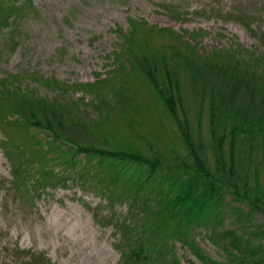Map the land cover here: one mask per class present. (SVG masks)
<instances>
[{
  "label": "rangeland",
  "instance_id": "obj_1",
  "mask_svg": "<svg viewBox=\"0 0 264 264\" xmlns=\"http://www.w3.org/2000/svg\"><path fill=\"white\" fill-rule=\"evenodd\" d=\"M232 72L248 82L235 104L258 115L264 0H0V264H124L139 240L168 245L153 248L163 261L146 264H202L177 236L157 239L140 224L183 188L175 171L189 152L171 107L215 172L209 92L222 85L226 95L223 73ZM168 75L179 92L165 88ZM253 98L260 108L251 112ZM43 107L61 116L53 120L59 140L27 123L29 110ZM228 130L220 138L226 159ZM242 136L235 158L244 166L246 156L247 186L259 196L264 147L260 139L242 144ZM89 144L160 167L148 179L131 159L76 151ZM246 196L230 204L224 197L217 222L192 225L188 240L206 261L236 264L254 254L248 261H264V213L250 211ZM210 200L208 209L217 207Z\"/></svg>",
  "mask_w": 264,
  "mask_h": 264
},
{
  "label": "trees",
  "instance_id": "obj_2",
  "mask_svg": "<svg viewBox=\"0 0 264 264\" xmlns=\"http://www.w3.org/2000/svg\"><path fill=\"white\" fill-rule=\"evenodd\" d=\"M151 78L152 76L149 75ZM168 77H170L168 75ZM235 74L231 73L229 77L223 73V80L228 82L224 84L229 86V91L224 95L222 93V85L210 87L209 97L210 102V123H211V132L213 136V148L215 154V172L212 173V170L206 165V163L201 159L196 149L194 148V143L187 137L185 134V142L188 146L189 156L186 161H182L177 165L175 172L184 175L181 185L183 188L179 191V195L175 196L172 202H165L159 209L161 211H147L146 210V219L145 224H140V227L146 226L150 230L151 234L157 236V239L162 238L161 235L168 234L170 238L176 237L183 240L181 242L183 245L187 246L189 250L202 261V264H215L214 262L206 261L204 257L200 255L197 248V243L189 241L188 237L190 236L189 231L194 225L195 228L205 227L207 224H213L217 222L219 214L216 211L226 204V199L224 197H230V202L241 203L245 199L242 198V192H246L248 197H252V203L247 205L250 211H263V207L258 205L261 202L260 198H264V193L260 192L258 196L256 193L250 192L249 187L247 186V174L249 175L246 164V156L244 159V166L238 164V159L235 158L234 147L235 141L239 134H242V138L239 140L242 144L249 143V140L254 144L257 140L260 139L264 147V110H262L258 115H252L249 113L247 107H240L235 104L236 102V93L238 92V87L243 88L244 90L248 87V82L234 81ZM196 82V81H195ZM165 84L169 88L172 86L177 87L176 80L168 78L164 80ZM247 92V91H246ZM168 97H165L167 103H174L172 99V93L168 94ZM217 97H220V101ZM249 98H251L249 96ZM264 99V97H263ZM256 98L250 100L252 104L251 112L255 109L260 108L256 106ZM218 102V104H216ZM222 104V110L219 111V105ZM259 105H264V101L259 99ZM230 105V106H229ZM229 107V108H228ZM40 108V106L38 107ZM170 108V107H169ZM169 112L174 116L175 120L177 119L176 107H171ZM49 114L52 115V119H49ZM55 114V115H54ZM220 115L224 117H219ZM27 116L29 127H37L39 129H46V131L51 132L52 136L56 133L55 127L58 128L61 126V123L54 122V119H60L61 116L57 115L55 110H48L47 107H43L38 112L29 110ZM226 117V118H225ZM226 121L230 122L229 130L226 127ZM55 125V126H54ZM231 134V143L229 146L230 156L226 159L224 154L223 143L220 138L224 137L226 131ZM250 144V143H249ZM252 145V144H250ZM255 149L254 146L248 147ZM86 157L89 155H99V156H111L115 157L116 155H111V153L99 152L97 150L85 148L82 149ZM249 155L252 153L247 151ZM119 156V155H117ZM124 157V155H120ZM130 159L137 164L139 167L146 169L150 179L151 176L157 172V169L160 167L159 160L150 161L142 156L131 155ZM246 173V174H244ZM244 174V175H243ZM255 178V175L253 176ZM174 184H177V181H174ZM254 197H253V196ZM245 196V195H244ZM246 196V197H247ZM258 196V197H257ZM260 197V198H259ZM215 199L214 208L208 209V201ZM243 199V200H242ZM210 200V201H211ZM240 201V202H239ZM218 208V209H217ZM209 210L208 213H205L206 210ZM161 213V214H160ZM166 215V218L163 219L162 216ZM159 217V218H158ZM206 220V221H205ZM169 221L173 222V228L170 230V233H167V224ZM210 221V223H209ZM216 227V226H215ZM212 227L211 229H213ZM191 232V231H190ZM232 235V234H230ZM233 240H235L233 238ZM157 243H160V247L163 250L168 249L166 242H154L153 240L137 241V244L133 247H128V254L124 253V264H146L148 261L156 262L163 261L159 254L154 252L153 248ZM170 243V242H168ZM233 242L230 244V249H236V246ZM227 249V247H226ZM229 249V247H228ZM228 251V250H227ZM123 255V254H122ZM255 255V254H254ZM254 255L241 256L236 259V264H264V261H248L247 257L252 259ZM216 264H226V263H216Z\"/></svg>",
  "mask_w": 264,
  "mask_h": 264
}]
</instances>
